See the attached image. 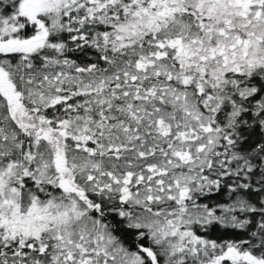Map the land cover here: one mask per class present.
Segmentation results:
<instances>
[{
	"label": "snow or ice",
	"instance_id": "1",
	"mask_svg": "<svg viewBox=\"0 0 264 264\" xmlns=\"http://www.w3.org/2000/svg\"><path fill=\"white\" fill-rule=\"evenodd\" d=\"M0 264H264V0H0Z\"/></svg>",
	"mask_w": 264,
	"mask_h": 264
}]
</instances>
